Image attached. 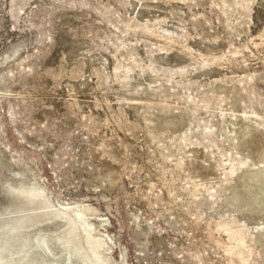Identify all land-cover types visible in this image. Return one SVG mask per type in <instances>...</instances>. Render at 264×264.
Returning <instances> with one entry per match:
<instances>
[{
    "label": "rangeland",
    "instance_id": "rangeland-1",
    "mask_svg": "<svg viewBox=\"0 0 264 264\" xmlns=\"http://www.w3.org/2000/svg\"><path fill=\"white\" fill-rule=\"evenodd\" d=\"M0 264H264V0H0Z\"/></svg>",
    "mask_w": 264,
    "mask_h": 264
}]
</instances>
